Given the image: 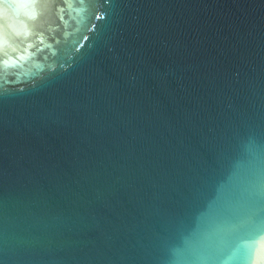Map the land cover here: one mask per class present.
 <instances>
[{"label": "water", "instance_id": "95a60500", "mask_svg": "<svg viewBox=\"0 0 264 264\" xmlns=\"http://www.w3.org/2000/svg\"><path fill=\"white\" fill-rule=\"evenodd\" d=\"M264 261V0H0V264Z\"/></svg>", "mask_w": 264, "mask_h": 264}, {"label": "clouds", "instance_id": "9594fccd", "mask_svg": "<svg viewBox=\"0 0 264 264\" xmlns=\"http://www.w3.org/2000/svg\"><path fill=\"white\" fill-rule=\"evenodd\" d=\"M254 264H264V261H256Z\"/></svg>", "mask_w": 264, "mask_h": 264}]
</instances>
